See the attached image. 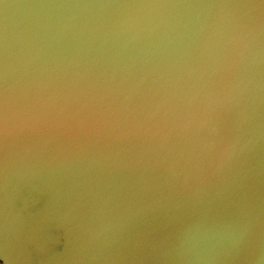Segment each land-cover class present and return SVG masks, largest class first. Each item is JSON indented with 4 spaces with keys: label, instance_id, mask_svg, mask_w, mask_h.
Returning <instances> with one entry per match:
<instances>
[{
    "label": "water",
    "instance_id": "water-1",
    "mask_svg": "<svg viewBox=\"0 0 264 264\" xmlns=\"http://www.w3.org/2000/svg\"><path fill=\"white\" fill-rule=\"evenodd\" d=\"M0 259L264 264V0H0Z\"/></svg>",
    "mask_w": 264,
    "mask_h": 264
},
{
    "label": "snow or ice",
    "instance_id": "snow-or-ice-1",
    "mask_svg": "<svg viewBox=\"0 0 264 264\" xmlns=\"http://www.w3.org/2000/svg\"><path fill=\"white\" fill-rule=\"evenodd\" d=\"M0 260H2V259H0ZM3 261V260H2ZM3 264H4V261H3Z\"/></svg>",
    "mask_w": 264,
    "mask_h": 264
},
{
    "label": "rangeland",
    "instance_id": "rangeland-1",
    "mask_svg": "<svg viewBox=\"0 0 264 264\" xmlns=\"http://www.w3.org/2000/svg\"><path fill=\"white\" fill-rule=\"evenodd\" d=\"M0 264H2V263L0 262Z\"/></svg>",
    "mask_w": 264,
    "mask_h": 264
}]
</instances>
